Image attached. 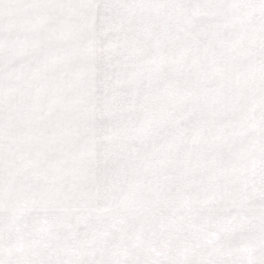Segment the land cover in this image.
<instances>
[{
    "label": "snow or ice",
    "instance_id": "obj_1",
    "mask_svg": "<svg viewBox=\"0 0 264 264\" xmlns=\"http://www.w3.org/2000/svg\"><path fill=\"white\" fill-rule=\"evenodd\" d=\"M0 264H264V0H0Z\"/></svg>",
    "mask_w": 264,
    "mask_h": 264
}]
</instances>
